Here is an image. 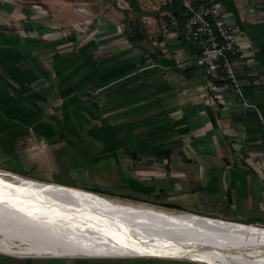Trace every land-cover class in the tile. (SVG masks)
Segmentation results:
<instances>
[{
    "label": "crops",
    "instance_id": "obj_1",
    "mask_svg": "<svg viewBox=\"0 0 264 264\" xmlns=\"http://www.w3.org/2000/svg\"><path fill=\"white\" fill-rule=\"evenodd\" d=\"M212 1L238 33L242 97L211 98L164 0H0V165L264 222V85L245 82L264 80V0Z\"/></svg>",
    "mask_w": 264,
    "mask_h": 264
},
{
    "label": "bare ground",
    "instance_id": "obj_2",
    "mask_svg": "<svg viewBox=\"0 0 264 264\" xmlns=\"http://www.w3.org/2000/svg\"><path fill=\"white\" fill-rule=\"evenodd\" d=\"M0 254L264 264V229L0 169Z\"/></svg>",
    "mask_w": 264,
    "mask_h": 264
},
{
    "label": "built area",
    "instance_id": "obj_3",
    "mask_svg": "<svg viewBox=\"0 0 264 264\" xmlns=\"http://www.w3.org/2000/svg\"><path fill=\"white\" fill-rule=\"evenodd\" d=\"M175 2L185 10L180 31L196 47L194 60L204 73L211 98H221L225 93L242 97V83L233 68V60L241 52V47L237 42L238 33L230 23L228 14L212 0H164V5H172ZM77 9L84 10L82 7ZM177 66L180 69L186 68L184 63ZM245 82L252 87L264 85V80L256 76ZM247 224L264 229L263 221Z\"/></svg>",
    "mask_w": 264,
    "mask_h": 264
},
{
    "label": "rangeland",
    "instance_id": "obj_4",
    "mask_svg": "<svg viewBox=\"0 0 264 264\" xmlns=\"http://www.w3.org/2000/svg\"><path fill=\"white\" fill-rule=\"evenodd\" d=\"M9 1H14L15 0H9ZM88 3L86 5L87 8H90L92 11H104L106 12L107 9H109L110 7H114L116 6L115 3L112 2V6L109 5V7H107L106 5H108V0H87ZM114 4V6H113ZM27 5H31V4H27ZM90 10V11H91ZM121 15L125 12L124 11H120ZM0 169L3 170H8L11 171L15 174H19L22 176H26V177H30L36 180H42V181H47V182H54V183H59L62 184L61 181H63V178H58L59 176H55L53 174H44V175H39L37 173H32V171L29 170H14L13 168H9L7 166L4 165H0ZM35 170V169H34ZM41 176H44L43 178H40ZM6 178H9V176H5ZM71 178L66 177L65 181H67V183H71V184H64L67 186H74V187H78V188H82L84 190H89L87 188V185L79 182L78 180H71ZM81 180V178H80ZM99 193V192H98ZM103 194V193H100ZM106 195L110 198H114V199H119V200H123V201H131L134 203H144V204H149L151 206H154L156 208H161V209H166V210H172V211H183L187 214H192V215H196L194 213H190V212H186L187 210H182V209H178L177 208H173L171 206H173V203L171 200H169V202H167L166 200L159 198V199H149V200H141V199H136L134 196V193H132L131 195L126 194L125 192H119V193H114V194H103ZM205 215V214H203ZM216 218H221L219 216V214H213V217ZM208 217V216H207ZM212 217V218H213ZM222 220H224L222 218ZM227 221V220H226ZM110 259H105V258H93V257H87V258H83V257H75L71 259L70 258H62V260H60V258H47V257H41V258H34V257H25V258H19V257H13V256H8V255H1L0 254V263L2 264H80L82 262L86 261H95L99 264H206L203 262H196V261H187V260H179V259H169V258H155V257H144V256H132V257H109ZM105 259V260H104ZM167 259V260H166ZM93 262V263H95Z\"/></svg>",
    "mask_w": 264,
    "mask_h": 264
},
{
    "label": "trees",
    "instance_id": "obj_5",
    "mask_svg": "<svg viewBox=\"0 0 264 264\" xmlns=\"http://www.w3.org/2000/svg\"><path fill=\"white\" fill-rule=\"evenodd\" d=\"M128 1H129V4H130V7L135 9L136 12L140 11L138 9L137 0H128ZM169 6L170 5H167V7H169ZM172 6H173V9H175V14L176 15H181L184 18V16H185L184 8L178 2L173 3ZM183 12H184V15H183ZM128 33H129L128 34L129 38L131 40H133V41H137V40L142 39V32L139 30L138 26H131ZM90 191H93V192H96V193L99 192V193H103V194L105 193V192L99 190L98 188L91 189ZM105 194H107V193H105ZM171 207L177 208L176 206H171ZM178 209H181V208L178 207Z\"/></svg>",
    "mask_w": 264,
    "mask_h": 264
}]
</instances>
